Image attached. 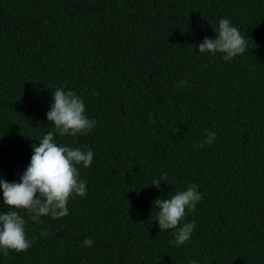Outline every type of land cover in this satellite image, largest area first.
<instances>
[{"label":"trees","instance_id":"1","mask_svg":"<svg viewBox=\"0 0 264 264\" xmlns=\"http://www.w3.org/2000/svg\"><path fill=\"white\" fill-rule=\"evenodd\" d=\"M221 17L248 43L230 62L196 47ZM57 87L97 121L56 135L94 150L88 193L60 219L19 210L32 245L0 264H264V0H0V177L18 180L55 131ZM192 184L196 227L177 247L153 202Z\"/></svg>","mask_w":264,"mask_h":264},{"label":"clouds","instance_id":"2","mask_svg":"<svg viewBox=\"0 0 264 264\" xmlns=\"http://www.w3.org/2000/svg\"><path fill=\"white\" fill-rule=\"evenodd\" d=\"M214 32V37L205 36L196 45L200 54L219 53L224 61L230 62L247 50V39L229 18L221 17ZM52 96L46 118L55 131L45 133L38 139V145H31L30 162L18 180L9 181L0 177V207L7 209L0 211V253L4 255L10 250L18 253L26 251L32 245L26 232V219L19 210L26 211L28 217L37 223L46 216L60 219L69 215L70 200L84 198L88 193L87 181L81 177L80 169L92 166L94 150L58 143L56 135H86L96 127L97 121L88 117L86 104L77 92L57 87ZM216 138L217 133L209 131L198 147L211 145ZM165 180H168L167 175L162 174L151 185L160 189ZM202 197L198 186L192 184L168 195L166 199L157 198L153 202V207L158 209L155 221L161 232L174 230L172 242L177 247L190 240L196 225L194 221H185V217L195 212ZM41 234L46 233L42 230ZM82 244L92 247L94 241L85 238ZM191 264H197V261L193 260Z\"/></svg>","mask_w":264,"mask_h":264}]
</instances>
